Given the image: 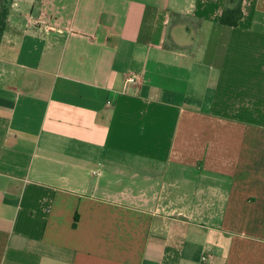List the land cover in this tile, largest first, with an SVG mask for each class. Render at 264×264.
Here are the masks:
<instances>
[{
  "label": "crops",
  "instance_id": "1",
  "mask_svg": "<svg viewBox=\"0 0 264 264\" xmlns=\"http://www.w3.org/2000/svg\"><path fill=\"white\" fill-rule=\"evenodd\" d=\"M206 255L264 264V0H12L0 264Z\"/></svg>",
  "mask_w": 264,
  "mask_h": 264
},
{
  "label": "trees",
  "instance_id": "2",
  "mask_svg": "<svg viewBox=\"0 0 264 264\" xmlns=\"http://www.w3.org/2000/svg\"><path fill=\"white\" fill-rule=\"evenodd\" d=\"M11 1L4 0V4L2 3L4 7L0 6V37L4 33L6 27V21L10 13ZM243 16V1H240L237 7L233 9L226 8L224 10L221 18V23L232 28L238 27L243 19Z\"/></svg>",
  "mask_w": 264,
  "mask_h": 264
},
{
  "label": "built area",
  "instance_id": "3",
  "mask_svg": "<svg viewBox=\"0 0 264 264\" xmlns=\"http://www.w3.org/2000/svg\"><path fill=\"white\" fill-rule=\"evenodd\" d=\"M30 27L34 30H38L40 33L47 34L50 30H52V26L50 25V22L45 19H35L30 21ZM141 78L138 75L129 76L127 78V82L129 84H138L140 83ZM213 261V257L206 255L202 258L203 264H208Z\"/></svg>",
  "mask_w": 264,
  "mask_h": 264
},
{
  "label": "rangeland",
  "instance_id": "4",
  "mask_svg": "<svg viewBox=\"0 0 264 264\" xmlns=\"http://www.w3.org/2000/svg\"><path fill=\"white\" fill-rule=\"evenodd\" d=\"M0 2H1V0H0ZM4 4V0H2V2L0 3V6H3V4ZM4 7V6H3Z\"/></svg>",
  "mask_w": 264,
  "mask_h": 264
}]
</instances>
